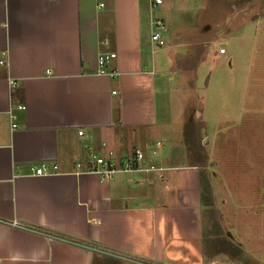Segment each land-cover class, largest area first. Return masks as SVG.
Here are the masks:
<instances>
[{"label":"crops","instance_id":"obj_1","mask_svg":"<svg viewBox=\"0 0 264 264\" xmlns=\"http://www.w3.org/2000/svg\"><path fill=\"white\" fill-rule=\"evenodd\" d=\"M167 1L153 14L149 0H0V264H92L100 250L203 264L198 168L167 127L192 73L176 55L207 57L183 42L207 16ZM101 53L114 57L99 75ZM96 157L132 169L105 178L87 171Z\"/></svg>","mask_w":264,"mask_h":264},{"label":"rangeland","instance_id":"obj_2","mask_svg":"<svg viewBox=\"0 0 264 264\" xmlns=\"http://www.w3.org/2000/svg\"><path fill=\"white\" fill-rule=\"evenodd\" d=\"M190 4L201 20L202 13L207 17L205 26L192 22L199 38L183 42L209 48L206 58L176 55L192 73L186 85L175 81L179 101L173 98L167 130L198 168L203 264H264V0ZM95 256L92 264H150L102 252Z\"/></svg>","mask_w":264,"mask_h":264},{"label":"built area","instance_id":"obj_3","mask_svg":"<svg viewBox=\"0 0 264 264\" xmlns=\"http://www.w3.org/2000/svg\"><path fill=\"white\" fill-rule=\"evenodd\" d=\"M163 1L165 0H149V4L151 8H156L158 6H160ZM151 34L149 36V42L152 43L155 47H161L164 45V43L161 40V31L164 30V24L161 20H152L151 21ZM219 54H224V50L220 49L219 50ZM114 57V53L113 54H107V53H101L98 55L97 58V64H98V69L96 70V73L101 75L104 74V68L106 67L107 63L112 60ZM2 60H0V64H2ZM113 74H115V71L110 72L108 75L110 77H113ZM23 106H18V109H23ZM81 132H78V135H80ZM139 155L137 154V157ZM131 161L126 162L125 164H122V166H119L118 168L115 167L112 163H110L109 161H106L102 158L96 157V159H93L92 162L88 165V172H91L93 174H98L102 177L105 178H109L112 174L116 173V171H125V170H131ZM53 169H55V167H53ZM44 170H45V164H40V166L34 170V175L39 176L41 174H44ZM11 225L13 227H16L15 223H11ZM19 227V226H18ZM98 252H102L108 255H111L110 253H107L106 251H97Z\"/></svg>","mask_w":264,"mask_h":264}]
</instances>
